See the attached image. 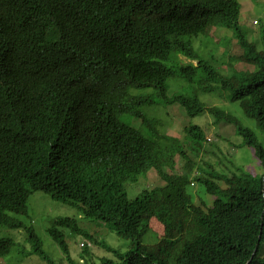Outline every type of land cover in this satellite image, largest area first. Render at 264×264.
<instances>
[{
	"label": "trees",
	"instance_id": "trees-1",
	"mask_svg": "<svg viewBox=\"0 0 264 264\" xmlns=\"http://www.w3.org/2000/svg\"><path fill=\"white\" fill-rule=\"evenodd\" d=\"M242 8L239 0H0V227L23 229L29 254L58 264L20 218L40 190L133 241L127 252L101 241L115 256L91 264H247L258 242L249 264H264V170L199 166L195 174L174 175L177 154L195 160L149 112L171 103L188 117L209 112L235 126L264 166V142L254 129L202 97L229 91L264 133V28L260 42L251 39ZM213 27L230 29L239 48L229 58L231 74L194 46L191 35ZM180 54L197 64L182 63ZM177 77L193 86L191 93L170 94L168 81ZM186 135L192 153H201L203 127L187 125ZM151 169L164 184L130 198L126 182ZM195 181L216 196L211 204L195 201ZM152 216L164 234L146 244ZM63 228L99 244L76 217H56L48 233L72 264ZM15 244L0 236V258Z\"/></svg>",
	"mask_w": 264,
	"mask_h": 264
},
{
	"label": "rangeland",
	"instance_id": "rangeland-1",
	"mask_svg": "<svg viewBox=\"0 0 264 264\" xmlns=\"http://www.w3.org/2000/svg\"><path fill=\"white\" fill-rule=\"evenodd\" d=\"M242 5L241 22L249 31L251 39L261 41L263 37L262 27L264 28V0H239ZM262 18V21L257 20ZM194 37V46L207 59H216L219 61L218 66H223V69L228 74L233 72L229 62V58L236 53L239 48L236 45L232 31L226 27H213L205 35ZM188 38V37H187ZM178 59L182 63L193 62L197 64V60H191L183 54L178 55ZM221 60L223 62H221ZM236 63V62H235ZM254 66L243 64V70ZM170 94L174 93H191L193 86L183 78H172L168 81ZM229 91L217 89L211 94L203 95V99L209 105H219L226 109H230L240 117V119L250 126L258 134L260 140L264 142V133L257 128L256 122L246 118L241 110L238 102H232L229 99ZM151 114H157L164 122L159 126L161 132L169 134L173 137L180 138L184 143V148L195 161L190 164L187 159L177 154L174 158L173 169L169 171L174 175L185 173L193 170V173L199 171V166L204 171H214L227 173L240 168L241 170L261 174L264 170L263 163L256 155L254 147L248 146L244 142V138L237 132L235 126L228 125L224 122H217L216 118L209 112L188 117L177 103H171L167 106L158 105L149 109ZM191 124H199L203 127L207 141L204 143L201 153H197L190 148V142L186 135V126ZM176 145V141H174ZM198 154V156H197ZM189 156V155H188ZM201 174H208L200 172ZM164 184L159 174L155 169H151L138 182L127 181L126 188L130 198H135L144 189L152 188L157 185ZM190 192L194 195L195 201L202 200L212 203L216 196L210 195L202 183L195 181L189 187ZM58 216L76 217L81 226L96 232L99 244L91 242L83 246L81 242L89 241L82 234H72L70 229L63 228L67 242L69 243L72 260L75 264H91L93 261L99 262L100 258L107 256L114 258V252L110 251L101 241L122 252H127L133 244L131 239L119 235L110 223L102 220H92L86 218L79 209L66 205L60 201L54 200L47 193L34 190L29 200V215L20 216L28 225H33L43 241L44 249L56 260L58 264H72L63 253L61 247L52 239L48 233V228L52 225L53 220ZM164 234V225L152 216L149 221V231L142 238L146 244H154ZM0 236H10L16 240L11 253L6 258H0V264H49L41 256L37 254H29L31 244L26 241V232L23 229H11L8 227H0ZM85 247H88L85 249ZM264 253V244L262 248ZM28 253V254H27Z\"/></svg>",
	"mask_w": 264,
	"mask_h": 264
},
{
	"label": "water",
	"instance_id": "water-1",
	"mask_svg": "<svg viewBox=\"0 0 264 264\" xmlns=\"http://www.w3.org/2000/svg\"><path fill=\"white\" fill-rule=\"evenodd\" d=\"M259 245H260V244H259V242H258L257 245H256V247H255V249H254V252H253L252 258H253V256L257 253V251H258V249H259ZM252 258L248 261L247 264H249V263L251 262Z\"/></svg>",
	"mask_w": 264,
	"mask_h": 264
},
{
	"label": "clouds",
	"instance_id": "clouds-1",
	"mask_svg": "<svg viewBox=\"0 0 264 264\" xmlns=\"http://www.w3.org/2000/svg\"><path fill=\"white\" fill-rule=\"evenodd\" d=\"M82 243H84V245H83V246H85V241H84V242H81V244H82ZM86 243H87V244H90L91 242H86Z\"/></svg>",
	"mask_w": 264,
	"mask_h": 264
},
{
	"label": "built area",
	"instance_id": "built-area-1",
	"mask_svg": "<svg viewBox=\"0 0 264 264\" xmlns=\"http://www.w3.org/2000/svg\"><path fill=\"white\" fill-rule=\"evenodd\" d=\"M82 245H84V243H82Z\"/></svg>",
	"mask_w": 264,
	"mask_h": 264
}]
</instances>
